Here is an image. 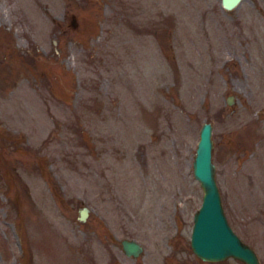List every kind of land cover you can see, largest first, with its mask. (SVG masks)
I'll list each match as a JSON object with an SVG mask.
<instances>
[{
  "label": "rangeland",
  "instance_id": "rangeland-1",
  "mask_svg": "<svg viewBox=\"0 0 264 264\" xmlns=\"http://www.w3.org/2000/svg\"><path fill=\"white\" fill-rule=\"evenodd\" d=\"M206 120L264 264V0H0V264H245L190 245Z\"/></svg>",
  "mask_w": 264,
  "mask_h": 264
},
{
  "label": "water",
  "instance_id": "water-1",
  "mask_svg": "<svg viewBox=\"0 0 264 264\" xmlns=\"http://www.w3.org/2000/svg\"><path fill=\"white\" fill-rule=\"evenodd\" d=\"M240 1L221 0V3L226 8H232ZM227 100L233 102L231 94ZM212 146V122L206 120L200 127L193 159V173L203 194L201 204L193 215L191 248L203 260L217 261L234 257L245 264H261L254 247L239 236L227 219L212 161ZM88 213L89 207L83 205L79 208L78 218L85 220ZM121 244L127 255L137 256L144 249L142 243L134 237L122 238Z\"/></svg>",
  "mask_w": 264,
  "mask_h": 264
}]
</instances>
